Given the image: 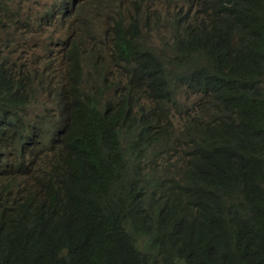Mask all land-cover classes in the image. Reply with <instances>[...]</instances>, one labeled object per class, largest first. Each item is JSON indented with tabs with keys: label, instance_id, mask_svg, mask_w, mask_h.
<instances>
[{
	"label": "trees",
	"instance_id": "16d2710c",
	"mask_svg": "<svg viewBox=\"0 0 264 264\" xmlns=\"http://www.w3.org/2000/svg\"><path fill=\"white\" fill-rule=\"evenodd\" d=\"M192 2L200 25L189 27L176 45L164 42L168 55L143 40L139 2L128 27L116 20L111 63H125L130 74L119 112L109 105L98 114V98L93 110L71 87L79 82L83 61L77 46L70 50V85L59 122L40 125L58 133L67 156L52 162L42 189L28 183L16 188L14 174V182L0 187V264H264V0ZM11 13L0 0V33L6 18H16ZM2 39L0 118L18 117L16 108L30 102V76L15 73L5 57L9 47L2 45L11 42ZM184 86L197 99L181 114L174 98ZM147 91L153 105L136 115L128 106L133 92ZM173 110L181 114L179 130ZM115 119L119 127L111 124ZM191 134L205 150L215 136L216 148L225 143L229 156L214 160L215 149L201 160L196 151L177 150ZM148 151L156 166L169 162L171 169L174 158L175 172L157 177L130 170L129 162ZM41 192L55 207L38 200ZM219 216L234 229H218ZM194 217L195 233L189 232ZM170 224L185 237L171 238L179 231L170 232Z\"/></svg>",
	"mask_w": 264,
	"mask_h": 264
},
{
	"label": "clouds",
	"instance_id": "9594fccd",
	"mask_svg": "<svg viewBox=\"0 0 264 264\" xmlns=\"http://www.w3.org/2000/svg\"><path fill=\"white\" fill-rule=\"evenodd\" d=\"M150 1L151 0H141L139 2L135 0H127L126 4L130 6V10H127V15H125V13L120 10V5L118 6L119 10L116 11L115 14L110 17L111 24L109 26V29L106 31L105 39L101 37H96L95 35L89 37L91 40H98L99 43L103 44L107 48V52L110 53L109 54L110 61H111V55L113 54L112 52L114 51L113 35H114L115 27H116V20L119 18L124 19L125 25L126 27H128L131 22L130 20H126V19L134 18V9L137 8L136 7L137 2L140 3V7H141L140 11L143 17V20L139 21V27L142 31L143 40L145 41V38L147 39L146 34H150L151 30L154 31V27L158 26L157 21L160 18L159 13H155L154 9L151 8ZM159 1H163V0H159ZM94 5H96V0H82L80 5H77L76 1L72 3L61 2L58 6L51 5V7L47 8L45 12L39 14L37 17V21L39 22L41 26L43 24H50L54 20L55 15L58 14L61 21L68 19L70 20V23H71V18L74 15H76L78 16V23L82 25V29H83L82 37H83V35L87 34V30L90 27L91 20L95 18ZM171 5H172V8L167 9L163 15L164 17H162V24H164V28L166 30H170L171 36L166 37L167 34L162 35L161 37L162 40L160 42L162 46H166L165 43L170 45L171 41L172 43H174V45H176L177 40L180 39L181 35H183V33L189 27L198 28L200 25V19H198L197 17V13L199 12L198 7L192 2V0H172V3L168 2L167 6L169 7ZM17 10L18 9L11 10L14 12V13H11V15H15L16 18L14 19L11 17L6 18L5 21L7 22V25H9L12 22L17 21L16 19L22 16L21 13ZM171 10H173L174 16H171ZM155 14H156V20L154 21L152 20L153 19L152 17ZM146 22L148 24H146ZM26 27L27 26L25 25L24 29ZM2 37H4L5 39H9V41L11 42L9 44H2V45H5V46L7 45L8 47L17 46L18 48H20L19 45H17L15 40L5 36V31L3 33H0V38L2 39ZM82 37L78 40V43L76 45L73 46L74 43L70 45V50L77 46V49L79 50V53H80L81 60L84 61L83 55H82V46L85 43L83 42ZM51 57L52 59L49 63V69H46L45 72L47 73L48 71H50L51 74H55L54 70L62 71L63 64L61 63V61L59 60L56 66H54L55 60L53 59V56ZM70 58L71 57H70V51H69V60ZM57 66H59V68H56ZM82 69L80 70L81 72H82ZM69 71L70 69L67 72H63L62 80H64L65 78L68 79V85H66L64 82L62 83L63 89L65 88L69 89L68 88V86L70 85ZM123 71L127 74L125 68ZM29 73L35 74L37 76L40 75L41 77L43 75V72L42 71L39 72L38 70H32V71H29ZM54 80H57V79L52 78L50 79V82H56ZM41 82H43L42 79H41ZM104 82L107 84L106 87L105 86L100 87L99 90L97 91L98 93L90 92L86 94L85 96H83L85 92L84 90L82 92V97L84 98V100L86 101V98H87V101L90 100L92 102V103L87 102V106L88 107L91 106L90 107L91 109H93L92 105L96 104V103H93L95 98H98V102H101L103 94L104 93L107 94L105 90L111 89L114 85L113 80H108V81L106 80ZM71 83H72L71 87L73 85H76L79 89L81 88L78 86L79 82L74 83V80H73L71 81ZM114 86H117L118 89L116 91V95L119 96L120 98L118 101H116V103L114 104L110 103V105H112L110 107L113 109L114 112H119L123 109V101L127 98V96H123V94L126 93V91L124 90L127 84L123 85L121 83H115ZM101 88H103V90H101ZM99 91H103V92H99ZM64 92L65 90L61 93V98L62 96H64ZM79 92L81 93L80 90ZM133 93L134 94L135 93L144 94V99H145V102H143L141 99L136 100L133 94V98L130 104H128V106L131 105V107L133 108V112L134 110H137L136 112H134L136 115H139L140 111L144 109L145 107L147 108L152 107L153 104H152V100L149 97L150 94L148 91L147 92H133ZM196 99H197V96L192 102H190L188 106L192 105ZM63 101H65L64 98H62V101L59 103V106ZM98 105H99L98 108L95 109V111L96 110L98 111V114H102L109 106V105L108 106L102 105V102ZM16 113H18L17 115L18 117L12 116L9 118H0V187L5 188L9 184V182H14V180L10 178L11 175L14 174L15 177H18L17 181L19 182L15 184L17 185L16 188L19 187L20 189L21 187H24L25 183H28L35 190H39V189H42V181L43 179L46 178L45 172L48 171L49 168L53 165L52 162H57L59 154L63 156L65 154L67 156L66 152L62 148L63 140L58 135L57 132L43 130L40 127V125L42 122H44L45 124L46 122L43 121L42 119L33 118L29 122H27L24 116L21 115L20 111ZM124 119L125 117H122L120 120V123H123ZM179 121H180V118L174 117V123L176 127L178 128V130L179 128H182ZM210 121L212 120L208 119L200 125H206ZM37 122H39V124H36ZM116 123H117L116 119L112 120L111 122L112 125L118 126ZM46 125L51 126V125H56V124L50 123L49 125L48 124ZM136 126H137L138 131L143 132L141 124L136 122ZM122 134L124 136H127L129 140L137 137L136 134H131L130 132H123ZM174 138L175 136L170 137V139H174ZM137 139L139 138L137 137ZM166 139L167 137H164V141ZM222 145L224 147L223 149L221 148ZM56 146H59L60 149L56 150L55 149ZM180 147H182V151L183 149H187L189 150V152L196 151L198 158H200L201 160H206L211 155V153L215 151V149L218 151V155L213 156L214 160H216L219 157L229 156V152L228 153L226 152L227 145L225 143L224 144L217 143V148H216L215 136L212 138V142L208 150H205L200 140L192 134L187 139L182 140V142H179L176 145L177 150ZM263 151H264V146H263ZM149 155H150V151H148L147 154L145 152L139 153L137 158L129 162L131 165L130 170H133L135 173H141L145 171V173L148 174V176L151 174H154L157 177H159L161 173H166V171L175 172L176 163H175L174 158H173V166L171 167V169H169V162L164 163L162 165L157 164L156 166L155 163L153 162V157H150ZM148 159H150L151 161L149 162ZM181 161L184 163L183 159ZM181 161L178 160V163H179L180 169L181 168L183 169L185 163L180 165ZM18 165H21L24 168L19 169L17 168ZM170 176L171 174H169V177ZM21 178H23L24 181H22ZM15 185H14V189H16ZM158 193L160 194L159 191ZM37 196H38V200H44L45 202H48L55 207V204L50 202L46 198V195L43 192L39 193ZM155 198H156V195H155ZM223 216H219L215 218L214 220L217 221V223H214V225L218 229L222 228L227 231L233 230L234 227L231 225V223L228 224L227 226H223L222 224ZM197 224H198V219H195L194 217V221H193L191 228L189 229V232H192L193 230V233H195ZM168 226H169L170 232L173 229H177L179 231L177 234L170 236L174 240L178 241L181 238L185 237V235H183L185 233L180 231V228H175V227H178L177 225L170 224ZM206 227H208V225Z\"/></svg>",
	"mask_w": 264,
	"mask_h": 264
},
{
	"label": "rangeland",
	"instance_id": "374dc122",
	"mask_svg": "<svg viewBox=\"0 0 264 264\" xmlns=\"http://www.w3.org/2000/svg\"><path fill=\"white\" fill-rule=\"evenodd\" d=\"M76 1L77 5H80L82 0H6L10 9H18L22 16L17 18L15 22L7 25L5 29V36L16 41L18 52H13L16 46H11L5 51V57L11 60L10 65L15 66L17 69L25 72L30 76H25L29 82L26 84L27 92L30 102L22 107H17L16 112H21L25 120L29 122L33 118H41L46 124L59 122L60 106L62 101L61 93L67 88H62L64 82L68 85V79L63 78V72H67L70 69L69 65V51L70 45L73 46L78 43V40L82 37L83 29L82 25L78 23V16L74 15L70 20L66 19L61 21L59 15L56 14L54 20L50 24H43L42 26L37 21L39 14L45 12L51 5L58 6L61 2L72 3ZM127 0H96L94 5L95 18L91 20L87 34L83 35L82 55V75L78 77L81 87L79 90L85 92L83 96L90 92H97L99 87L105 86L104 81L113 80L115 83H121L123 85L128 83L130 75L126 74L123 70L125 63L120 66H114L109 58L107 48L98 42V40H91L89 37L95 35L96 37L106 38V31L111 24L110 17L120 10L127 15V10H130V6L126 4ZM141 1V0H135ZM151 8L155 13H159L158 26L154 27V31L151 30L150 34H146V45L149 48H155L160 55H168L169 48L161 45L162 35L167 34L166 37L171 36L170 30L164 28L162 24V17L167 9H171V6H167L168 2L172 3V0H151ZM171 16H174L173 10H171ZM152 20H156V14L152 17ZM128 20V19H126ZM72 24V25H71ZM25 25L27 26L25 29ZM72 46V47H73ZM55 60L54 66L61 61L63 64L62 71H55V74H51L49 69V63L52 59ZM56 68H59L57 66ZM38 70L43 72L42 77L35 74H30L29 71ZM32 76V77H31ZM56 82H50V79ZM41 79L43 82H41ZM62 80V81H61ZM117 86H113L111 89L105 90L101 102L102 105L108 106L110 103H116L119 100V96L116 95ZM125 91V90H124ZM187 94H192L190 98H187ZM196 93L188 86H184L179 90L175 96V100L180 102L183 106L181 114L185 113L187 106L192 102ZM136 100L141 99L145 102L144 94L135 93ZM13 111V109L11 110ZM137 110H134L136 112ZM174 117L179 118L181 114L174 112ZM150 157H152V151H150ZM150 162L151 160L148 159ZM184 164L182 161L180 165Z\"/></svg>",
	"mask_w": 264,
	"mask_h": 264
}]
</instances>
